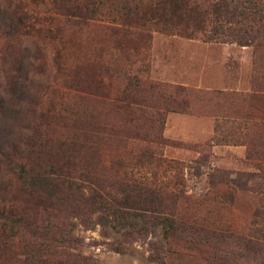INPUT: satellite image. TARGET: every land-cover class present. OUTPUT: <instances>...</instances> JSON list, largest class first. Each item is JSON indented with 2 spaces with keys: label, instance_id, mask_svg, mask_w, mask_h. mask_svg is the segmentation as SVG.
<instances>
[{
  "label": "trees",
  "instance_id": "16d2710c",
  "mask_svg": "<svg viewBox=\"0 0 264 264\" xmlns=\"http://www.w3.org/2000/svg\"><path fill=\"white\" fill-rule=\"evenodd\" d=\"M73 31L78 35L100 32L114 53L93 50L79 62L66 61L63 52ZM152 32L250 46V88L253 93L264 92V0H0V86L3 82L4 91L12 84L54 92L58 81L72 87L63 80L76 78L78 83L73 85L79 94L98 95L117 109L123 106L129 115L137 109L154 122L121 135L125 147L127 140L135 142L128 151L136 150V161L124 160L115 174L114 182L121 185L104 186L86 169L70 166L64 154L54 159L45 152L41 158L43 149L50 151L49 141L25 145L19 157L0 146V166L10 175L0 188V264H58L61 247L73 240L67 234V217L85 206L129 228L159 225L161 244L151 251L153 264L162 262L158 249L190 252L208 264H236L240 258L264 264V221L253 219L252 232L242 235L228 231L229 226H206L195 210H189L205 201L229 203L236 189L232 177L223 172L226 178L209 179L203 194H186L180 174L187 166L162 155V147L174 143L162 136L163 111L186 112L192 90L166 85V92L156 93L150 86L158 100L153 105L146 104L152 94L132 91L142 89L138 79L131 82L129 68L145 59ZM121 75L122 85L113 86L112 80ZM81 83L93 84L92 90L80 87ZM4 109L8 110L1 99L2 120L10 117ZM216 143L219 139L213 135L198 144L204 154L195 162L204 163ZM258 157L254 163L262 169ZM253 216L264 219V206Z\"/></svg>",
  "mask_w": 264,
  "mask_h": 264
},
{
  "label": "rangeland",
  "instance_id": "374dc122",
  "mask_svg": "<svg viewBox=\"0 0 264 264\" xmlns=\"http://www.w3.org/2000/svg\"><path fill=\"white\" fill-rule=\"evenodd\" d=\"M67 42V49L63 54L70 63L79 62L82 57L93 54V50L105 55L114 53L111 43L97 31H85L79 35L73 31ZM122 58L120 55L118 60L122 62ZM10 65L9 63L8 66ZM251 66L250 46L205 42L152 32L145 59L131 65L128 72L133 79L131 82L138 79L141 83L139 89L142 90H132L135 94H152L146 99L147 105L158 102L150 86L159 93L167 91L164 90L167 89L166 85H180L192 90L186 112L163 111L162 136L174 143L163 146L162 155L187 166L180 174L181 188L186 194H203L208 188L209 179L226 178L223 172L227 173L228 178L232 177L236 189L229 203L222 200L205 201L195 209L191 205L189 210H195L197 219L206 226L210 223L229 226L228 231H236L242 235L252 232L253 219L264 221L253 216V211L264 206V92L251 91ZM243 78L247 80L248 88L247 85L242 86ZM63 81H68L72 87H64L58 81L59 88L46 93L43 87L32 85L15 88L12 84V88H8L6 92L2 82L0 100H3L4 107L8 109H4V112L6 110L10 117L4 120L0 117L1 148L8 153L12 151L19 157V153H24L25 145L38 140L49 141L47 143L50 151L43 149L39 154L41 158L46 157L45 152H49L54 159L64 154L71 162L70 166L86 169L93 180L102 181L104 186L121 185L120 182H114L121 162L136 161V150L128 151L135 142L127 140L125 147L121 135L134 127H139V130L146 129L154 122L148 120L146 115L142 116L144 113L141 114L137 109H132L133 114L129 115L123 110V106L117 109L98 95L79 94L76 85H73L78 83L76 78ZM122 82V75L121 78L112 80L113 86L117 83L122 85ZM81 84L80 87L85 86L89 91L93 88L91 83ZM156 84L165 86L157 87ZM146 87H149L148 90L144 89ZM245 112L250 114L249 123H254L246 131L242 127L247 121L243 119ZM175 118L180 120L182 128L187 132V138L164 134L165 127L175 130ZM230 118L233 119L234 126L232 133H235L234 130L240 133L244 130V135L241 134L240 137L235 133L234 137H229L232 129L227 124L220 127L221 122ZM200 121L203 124L205 122L210 131L208 137L197 138L193 132L199 127ZM217 125L220 128L217 129ZM213 135L219 139V148L214 152L211 147L204 163L195 162L204 154L197 145ZM59 142L62 145L58 146ZM230 145H244V148L232 149ZM237 149L244 150V156H239L235 151ZM50 155L48 154L47 159ZM256 157L259 164H262V169H258L259 166L254 163ZM14 166L11 164V169ZM9 179L7 168L0 166V188ZM100 216L90 206L74 210L68 215L67 234L73 240L61 247L58 264L155 262L151 258V251L161 244L159 225L146 224L140 230L135 226L129 228L113 223ZM136 221L140 223L139 219ZM157 251L161 264H208L204 258L190 252L175 249ZM236 264L260 263L240 258Z\"/></svg>",
  "mask_w": 264,
  "mask_h": 264
},
{
  "label": "crops",
  "instance_id": "0c3cea01",
  "mask_svg": "<svg viewBox=\"0 0 264 264\" xmlns=\"http://www.w3.org/2000/svg\"><path fill=\"white\" fill-rule=\"evenodd\" d=\"M246 86L247 85V88H248V82H247V80L245 79V78H243L242 79V86ZM250 114L249 113H246L245 112V115H244V117H243V119L246 121V123H244L243 125H242V127L244 128V130L246 131V128L248 127V126H253L254 125V123H249L250 121H251V119H250V116H249ZM176 119V125H175V130H170L169 128H167V127H165V129H164V134L165 135H174L175 137H181V138H187V132L182 128V126H181V122H179L180 120L178 119V118H175ZM242 119V118H241ZM256 119H258V118H256ZM260 119V118H259ZM201 122V121H200ZM233 119L232 118H230V119H226V120H224L223 122H221L220 123V127H222L223 125H226L227 124V126H228V128H230V129H232V131L230 132L229 131V137H234V135H235V133L238 135V136H242V135H244L245 133H243V131H242V133H240V132H237V131H235L234 130V132L235 133H232L233 132V129H234V126L232 125L233 123ZM218 127H219V125H217V129H218ZM219 127V128H220ZM241 128V127H240ZM195 134H196V137L197 138H204V137H208L209 136V134H210V131L208 130V128H206V125H205V122H204V124H203V122H201V123H199V127L195 130V131H193ZM242 134V135H241ZM227 135H228V133H227ZM218 143H216V144H213L211 147H212V149H214V152H215V150H217L218 148H219V145H217ZM233 144V143H232ZM227 146V145H226ZM231 147H232V149H236V148H238V147H243L244 148V145H230ZM234 147H236V148H234ZM236 152H237V154H239V156H244V150L242 151V150H240V149H237V150H235ZM261 152V151H260ZM260 152H259V154H260ZM260 156V155H259Z\"/></svg>",
  "mask_w": 264,
  "mask_h": 264
}]
</instances>
